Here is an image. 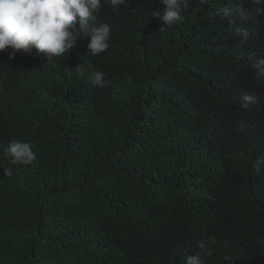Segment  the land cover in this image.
Wrapping results in <instances>:
<instances>
[{
	"label": "trees",
	"instance_id": "obj_1",
	"mask_svg": "<svg viewBox=\"0 0 264 264\" xmlns=\"http://www.w3.org/2000/svg\"><path fill=\"white\" fill-rule=\"evenodd\" d=\"M228 2L190 0L159 32L160 0H128L105 12L97 56L89 38L48 61L0 51V158L13 171L0 168V264H183L204 235L205 264H264V110L239 105L245 91L264 101L250 59L264 56V16L237 21L241 44L216 15ZM13 139L37 162L13 164Z\"/></svg>",
	"mask_w": 264,
	"mask_h": 264
},
{
	"label": "clouds",
	"instance_id": "obj_2",
	"mask_svg": "<svg viewBox=\"0 0 264 264\" xmlns=\"http://www.w3.org/2000/svg\"><path fill=\"white\" fill-rule=\"evenodd\" d=\"M163 8L150 15L159 21V32L183 22L182 13L189 8L190 0H160ZM201 5H208L210 0H199ZM255 14L251 8L243 6V0H229L224 6L216 9L221 20H227L235 26V34L240 43L250 39V32L237 21L247 22L254 19L257 13L264 16V0H252ZM128 6V0H0V51L10 49L9 58L16 52L44 54L47 61L54 57L64 56L77 45L80 38H89L87 48L91 56H97L109 49L111 26L106 22L108 10L118 12L120 6ZM254 77L258 84L264 82V56L250 57ZM89 82L96 87H104L105 74L99 70L92 71ZM239 105L247 111L264 110V101L260 94L243 92L239 96ZM245 128L244 124L240 125ZM5 155L11 157L13 164L33 165L37 162L35 146L30 141L13 139L4 149ZM6 160L0 158V168L5 176L13 175L12 168L6 167ZM255 171L264 169V155L256 158L253 164ZM214 214V213H213ZM214 239L207 235L196 241L198 251L183 258V264H205L204 257L212 255ZM227 259V257H225Z\"/></svg>",
	"mask_w": 264,
	"mask_h": 264
}]
</instances>
